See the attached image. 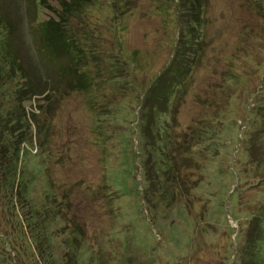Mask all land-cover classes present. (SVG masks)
<instances>
[{"label": "rangeland", "instance_id": "374dc122", "mask_svg": "<svg viewBox=\"0 0 264 264\" xmlns=\"http://www.w3.org/2000/svg\"><path fill=\"white\" fill-rule=\"evenodd\" d=\"M61 1L33 19L0 0L37 90L34 184L22 217L0 196V264H241L260 238L264 256V0H203L200 30L185 0H96L68 24L95 56L44 66L37 29Z\"/></svg>", "mask_w": 264, "mask_h": 264}, {"label": "trees", "instance_id": "16d2710c", "mask_svg": "<svg viewBox=\"0 0 264 264\" xmlns=\"http://www.w3.org/2000/svg\"><path fill=\"white\" fill-rule=\"evenodd\" d=\"M94 2H96V0H62L58 19L55 20L52 18L42 24L40 23L37 29L40 40H38V44H36L35 48L39 51L38 53L41 55L40 59L44 66H55L57 63H60L58 58L65 56H69V60H73L74 64L80 65L90 62L91 56H95L96 49L88 44V37L83 36L78 41L77 36H73L71 33L72 31L68 30V24L71 19L75 17V15L80 17L83 11L87 9V6ZM195 2L198 3L196 9L194 8ZM31 3H33L32 9H30L31 18L34 19L39 8L37 7L38 0H31ZM185 3L190 5V8L188 7L190 10H194L191 12L192 16L196 19L194 26L193 23L189 21L192 24V28L200 30L203 25V0H185ZM2 12L3 11L0 9V92L3 93V97L5 96V98H1L0 101L8 100L6 94L12 95L14 97L12 100L16 102L15 111L17 110L18 112L17 114H12L11 111L8 114V119L10 120L5 123L7 126L11 127L14 136L18 135L15 140L11 139V136L5 138V130L0 128V196L3 199L8 198V203L4 208L5 213L8 214L7 216L12 219V217H17L18 215L22 217L17 207H21L20 205L24 204L21 200L30 189L33 188L34 184L32 179L25 177L26 175L22 176L25 151H23L21 147L27 142L25 141L27 133H29L32 138L33 131L30 117L26 112V107H24L22 103H26L32 99V96L37 93V90L35 89L34 83L30 80L32 76L29 75L28 71L23 66L21 60L22 55L16 46L18 44V39H16V35L14 36L12 34L13 20L10 18L5 19ZM35 22H37V20H35ZM175 50H178V46H176ZM70 67L72 68L69 69L70 73L73 75L79 74L76 66L70 65ZM67 68H69V66ZM65 71L67 72L68 70ZM78 87L83 89L86 86H83V81H80ZM11 88H13V91H11ZM21 108L22 111L19 112ZM6 115L7 113L3 115L2 109H0V118H5ZM12 116L17 117L14 118ZM140 120V124L143 125L144 120L141 118ZM0 127H2L1 122ZM12 149L14 151H12ZM0 211L3 210L1 209ZM33 217L36 218V221L38 220L35 214H33L29 218L23 219V221L28 222L32 220ZM260 241L261 238L258 240L253 239L249 242L250 244L247 247L248 253H243L240 259L241 262L239 261L241 264H262V262H264Z\"/></svg>", "mask_w": 264, "mask_h": 264}]
</instances>
